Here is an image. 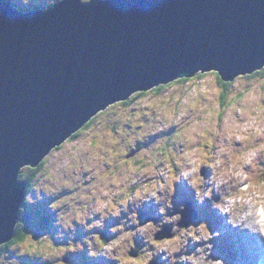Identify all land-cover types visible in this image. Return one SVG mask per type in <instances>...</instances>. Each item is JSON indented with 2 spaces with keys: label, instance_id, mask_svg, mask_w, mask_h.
<instances>
[{
  "label": "water",
  "instance_id": "1",
  "mask_svg": "<svg viewBox=\"0 0 264 264\" xmlns=\"http://www.w3.org/2000/svg\"><path fill=\"white\" fill-rule=\"evenodd\" d=\"M263 67L264 0H61L26 13L0 2V247L26 199L22 168L98 112L179 78ZM182 213L181 227L197 217Z\"/></svg>",
  "mask_w": 264,
  "mask_h": 264
},
{
  "label": "rangeland",
  "instance_id": "2",
  "mask_svg": "<svg viewBox=\"0 0 264 264\" xmlns=\"http://www.w3.org/2000/svg\"><path fill=\"white\" fill-rule=\"evenodd\" d=\"M16 1L22 8V0ZM47 3L48 0H31L28 7L47 9ZM218 78L215 72H210L152 89L143 95L135 94L137 97L134 95L128 104H118L105 111L90 129H85L76 138L73 135V139L49 157L39 173L27 196L28 206L21 212L28 231L26 240L13 245L10 250L0 248V264H154L156 260L159 264H169L168 260L156 257V251L166 255L165 250L175 244L181 230L201 222L206 223L210 239L192 243L188 238L187 245L181 240L179 255H196V248L200 246L209 253L206 258L211 261L219 260L215 259L219 249L222 258L232 259L233 244L224 236L232 230L233 241L237 237L243 240L245 228L232 227L228 221L229 228H224V223L219 222L221 214L212 208L209 200L197 205L201 215L194 223L185 228L177 225L181 219L178 210L183 202L196 203V190L208 187L210 176L232 167V160L243 167L251 182L257 173H264V149L260 148L264 135L256 133V129L264 131V73L236 78L227 95L226 106L222 98L224 88ZM99 140L118 143L115 153H122L124 158L123 162L119 161L118 176L113 180L95 175L85 162L95 159L90 149ZM140 144H145L144 149L128 161L123 154ZM249 156L251 162L244 164L243 159ZM217 159L223 163L213 167ZM197 165V172L187 178L182 176ZM111 168L115 169L114 166ZM202 168L206 172L204 175H200ZM22 173L27 174V168ZM197 175L200 182L192 184ZM112 185L116 187L110 191ZM129 186L132 190H128ZM153 191L155 197L151 196ZM106 194L109 198L104 200ZM48 196H51V202ZM115 196L119 197L117 203L112 201ZM218 199L219 195L214 193L212 200ZM151 203L156 206L155 210L150 209ZM162 206L165 207L163 215L159 213ZM54 210L58 212V221L50 223ZM143 210L148 217L149 214L157 216L173 225L170 232L173 237L155 238L154 232L162 230V226L157 227L155 220L147 218L141 222L139 216ZM42 214L49 220L45 223L48 231L40 226ZM165 216L169 218L168 222ZM172 216H179V219L173 221ZM148 223L153 224V229L141 233L139 229ZM107 226L111 231L103 245V238L99 236L105 235ZM99 229L102 230L98 234ZM136 229L140 236L135 233ZM79 231L90 234L79 235ZM137 239L144 247L140 244L139 256L132 257L128 250L136 247L133 240L140 243ZM90 250L96 251L97 255L90 257ZM172 254L169 255L174 257L175 253ZM35 256H38V262L27 263L29 257ZM223 264H229V261H223Z\"/></svg>",
  "mask_w": 264,
  "mask_h": 264
},
{
  "label": "clouds",
  "instance_id": "3",
  "mask_svg": "<svg viewBox=\"0 0 264 264\" xmlns=\"http://www.w3.org/2000/svg\"><path fill=\"white\" fill-rule=\"evenodd\" d=\"M15 1H13V0H0L1 3L10 2L13 6H15L17 9H19L23 13L30 12L32 10L40 8V7H37V8L36 7H34V8L28 7L31 4V0H22V4L19 2L21 5H23L22 8L18 7L16 5ZM60 1L61 0H58V1L57 0H48V3H47L48 8L47 9L40 8V9L41 10H48L50 7H52L53 5H56V3L60 2ZM91 2H92V0H80V3L84 4V5H88ZM210 72H215L218 75V77H220L224 82L232 83L236 78H238L240 76H246V75L257 76L259 74H263L264 73V67L262 69L254 71L253 73L241 74V75L237 76L232 81L231 80L225 81L222 78L219 71L212 70V71H208L206 73H210ZM257 72H258V74H257ZM206 73H198V75L199 74H205L206 75ZM194 77H196V76H194ZM194 77L179 78V79H176L175 81H172V82L167 83V84L159 85V86L154 87L152 89L159 88L160 86L165 87V85H171L172 83H175L181 79L190 80V79H193ZM188 80H186V81H188ZM152 89H150V90H152ZM150 90L143 91V93L141 95H143L144 93H147ZM135 94H137V95L140 94V91L134 93L128 100L118 101L114 104H111L109 107H107V109L98 112L95 116H93L90 119V121H88L79 130H77L73 133L74 138H76L85 129L86 130L90 129L91 126L93 125L94 121L96 120V118L99 115L104 114L105 111L112 109L113 107L117 106L118 104H122V105L128 104ZM135 97H137V96L135 95ZM256 133L258 135H264V131H262L261 129H256ZM71 139H73V138L69 137L61 145L53 148L51 150V152L42 160V162L38 166L34 167L31 165H26L22 168L21 173H20V180L27 182V194H26V199H25L24 205H23L22 210H21L22 213L24 211V208H26V206H28L27 196L32 191V190L29 191L28 181L25 179H22V177H23L22 171L25 168H27V173H28L29 168H32V169L38 168L37 173H36L37 174L36 178L34 179L36 181L39 173L42 172L43 168L47 165V163H48L47 161H48L49 157L54 152L61 150L63 148V145L66 144ZM149 140H151V142H153L152 139H149ZM149 140H148V142H149ZM144 145L145 144L137 145V147L132 148V150H129L128 152H126L123 155H125L126 159L129 161V160L135 158L144 149V147H145ZM118 148H119L118 143L110 142L107 140H99L98 143L96 145H94V147H91V149H90V154H93V157L95 159L90 160V161H85V162L89 166V169L93 173H95V175L96 174L100 175L103 179H106V180H113L116 176H118L117 170L119 169V164H120L119 161L123 162V159H124V158H122V153H118V152L115 153V150H117ZM260 148L264 149V143H262L260 145ZM254 154H255V152H253V155ZM146 161H149L148 158H146ZM250 162H251L250 156L243 159L244 164H248ZM222 163L223 162L221 160L217 159L215 161V164L213 165V167L220 166ZM117 165H118V167H117ZM162 165H165V164H162ZM113 166L115 167V169L111 168ZM130 166H131V164H130ZM197 168H198V165H197V167H192V168L188 169L187 171L182 173V176L185 178L191 176L192 173L197 172ZM202 169H203V171H202V173H200V175H204L206 173L204 171V168H202ZM176 179L179 180L180 177H176ZM245 181H248V182L246 183ZM199 182L200 181H199L198 175L196 176V178L194 180L191 181L192 184H197ZM252 182H251L250 177L247 175V173L244 172L243 167L240 164H238L236 160H232V167L223 169L222 171L215 173L212 177H210V179L208 181V185H209L208 187L203 188V189L198 188L196 190V192H195V196H196V200H197V201L195 200L196 203H193L191 200H186L185 203L183 202V206H182L183 208L181 207L178 210V213L181 214V219L179 220V222L183 218L182 211H186L188 213V210L193 208L194 211L199 215L192 222V223H194L201 215L200 209L198 208L197 205L199 203L203 204L205 199H207L211 203V206L213 209L217 210L221 215H226L228 223L233 225V227L243 226V228L247 229L248 231L253 232V233H257L262 238H264V173H262V172L257 173L255 175V177L253 178ZM168 183L171 184V180H169ZM185 183L187 184V182H185ZM34 184H35V182L33 183V185ZM181 184L183 185V182ZM181 184H178V185H181ZM116 185L119 186L120 184H116ZM135 185L138 186L139 184L137 183ZM221 185L224 186L223 189L221 188ZM174 186H176L175 183H174ZM114 187H116V186L112 185L110 191ZM32 188H33V186H32ZM128 190H132L130 188V186L128 187ZM175 190H177V189H175ZM183 193L185 194V192H183ZM214 193L219 195L220 199L212 200ZM151 196L155 197L156 192L155 191L151 192ZM48 197L50 199L49 202H51V200H52L51 196H48ZM108 198H109V195H107V194L103 197L104 200H107ZM118 200H119V197H116V196L112 199V201L115 203H117ZM150 206L155 210L156 206H154L153 203H151ZM168 208L169 209L171 208V204L168 205ZM22 213L20 214L19 222L22 220V217H24V216H22ZM55 213L57 215V217H56V222H57L58 221V212L54 210V214ZM159 213L161 215H163L165 213V207H163V206L160 207ZM45 216H46L45 214H42L41 219H40V226H41V223L43 221H49L48 219L45 220ZM114 217L117 218L116 215ZM145 218H147V220H149V221L155 220L153 218L148 217L147 213L140 212L139 220L142 222L143 219H145ZM178 219H179V216H172L171 217V220H173V221L178 220ZM24 221H25V219H24ZM165 221L166 222L169 221V218L166 216H165ZM19 222H18V224H19ZM49 222L54 223L52 221H49ZM146 222H148V221H146ZM155 222H157V221L155 220ZM179 222L177 224L178 226H179ZM112 223H113V221H112ZM192 223H190V224H192ZM18 224H17V226H18ZM162 224H164V225H158L157 224V227L162 226V230H159V231L156 230L154 232L155 238H159L158 234L160 232H164V231H167V234H165V233L162 234L161 238H163L164 236L170 237V238L173 237V233H172V235L170 234V232L173 231V225H171L169 223H165V222H162ZM189 225H187L185 227H188ZM17 226H16V229H17ZM51 227H52V225H51ZM153 227H154L153 224L148 223V224H145L142 228H140L139 231L141 233H144V232H147L149 229H153ZM179 227L185 228V227H181V226H179ZM48 229L46 231H48ZM101 230L102 229H99L98 232H96V233H98V234L101 233ZM16 233H17V230L15 231V236H16ZM216 235H219V233H216ZM15 236H14V238H15ZM99 237L103 238V245H104V242L106 241L107 238H105V235L99 236ZM161 238H159V239H161ZM188 238H191L192 243H195L196 241H200V240L208 241L210 239V233H209L208 227L206 226V223L201 222L198 225L189 226L187 229L181 230L180 235L176 238L175 244H173V246L169 249V254L180 252V249L182 247L181 240H183V245H187L189 242ZM137 241H138V239H137ZM10 242H8V243H10ZM133 242H134L133 246L136 245V247H134L130 251L128 250V254L132 257H138L140 254L141 245H142V247H144V246H143V244H141L140 241H138L140 243H136L134 240H133ZM259 242L260 241L258 239H256V243H259ZM169 243H172V242H169ZM3 245H5V244H3ZM2 246L0 247L1 249H2ZM138 248H140L138 251V255L137 256L131 255V252L135 251ZM209 251H210V246H209ZM219 251H220L219 254L221 255L222 254L221 249H219ZM196 253H197L196 255L181 254L178 257H173L171 255L162 256L161 259L162 260H168L169 264H205V258L208 256L209 253L205 252L204 248L200 247V246H198L196 248ZM219 254H217L215 256V259H219L215 262V264H221V256ZM88 255L90 257H92V256H96L97 253H96V251L90 250L88 252ZM35 257H38V256H35ZM148 258L151 259V256H149ZM257 262L261 263L262 260L257 257L256 260L254 262H252V264H255ZM27 263H28V261H27ZM91 264H94V263H91ZM154 264H159V263L156 260V262ZM207 264H212V262L207 261Z\"/></svg>",
  "mask_w": 264,
  "mask_h": 264
},
{
  "label": "bare ground",
  "instance_id": "4",
  "mask_svg": "<svg viewBox=\"0 0 264 264\" xmlns=\"http://www.w3.org/2000/svg\"><path fill=\"white\" fill-rule=\"evenodd\" d=\"M16 2H18V1H16ZM196 76H198V74L196 75ZM140 93L142 94L143 93V91H140ZM70 137H72L73 138V134L70 136ZM262 171V170H261ZM210 177H212V176H210ZM134 187H135V185H134ZM181 196V195H180ZM75 198H77V197H75ZM177 207H175V210H177L176 209ZM150 209L152 210V208H151V206H150ZM147 210H149V207H147ZM208 211V210H207ZM142 212H144V213H147L146 211H142ZM52 217H53V222H55L56 221V217H55V214H52ZM149 217L150 218H153V219H155L156 221H157V224L158 225H162V222L163 221H161L160 219H158V217L156 216V217H154V216H151L150 214H149ZM218 217V216H217ZM223 219V220H222ZM50 220V219H49ZM124 220V219H123ZM221 220V221H220ZM225 220V221H224ZM50 221H52V220H50ZM226 221H227V218H226V215H224V216H222L221 215V217L219 218V222H223L224 223V228L226 227V228H229L228 227V223H226ZM139 226H140V224H138ZM222 226V227H223ZM222 227H220V229H219V231L221 230V228ZM232 227H233V225H232ZM109 231H111V229H110V227L109 226H107V227H105V229H104V232H105V238H108V233H109ZM137 232V229H136V231H135V233ZM87 233H88V231H86L85 233H83L82 231H79V235L80 234H82V235H87ZM88 234H90V233H88ZM141 234L139 233V232H137V236H140ZM222 236H224L223 234H222ZM224 237H226V238H228L229 240H228V242L230 241V244H233V247H232V249L234 250V252H233V254H232V259H228V258H222V256H221V264H223V261H229V264H251L252 262H254L255 260H256V258H257V256H255V255H253V254H256L259 250H260V248L258 247V245L256 244V239H258L263 245H264V238H262L259 234H257V233H253V232H250V231H248L247 229H245V233H244V236H243V240H241V239H239L238 237H237V239L236 240H232V237H234V234H233V232H232V230H230L229 231V233L226 235V236H224ZM143 238V237H142ZM144 239V238H143ZM204 244V243H203ZM161 251V250H160ZM163 251V250H162ZM166 251V255H160L159 254V252L158 251H156V257H158V258H160V257H162V256H168L169 255V250H165ZM253 253H252V252ZM180 253L178 252V254H176L175 253V255H174V257H178V256H180L179 255ZM171 255H173L172 253H171ZM236 256L237 257H239L238 259H236ZM263 258V257H262ZM161 259V258H160ZM162 260V259H161ZM207 261H211L210 259H208V258H206L205 259V264H207ZM217 260H213V261H211L212 262V264H215V262H216ZM100 262V261H99ZM167 262H169V261H167ZM262 263H264V259H262ZM255 264H261L260 262L258 263H255Z\"/></svg>",
  "mask_w": 264,
  "mask_h": 264
},
{
  "label": "trees",
  "instance_id": "5",
  "mask_svg": "<svg viewBox=\"0 0 264 264\" xmlns=\"http://www.w3.org/2000/svg\"><path fill=\"white\" fill-rule=\"evenodd\" d=\"M257 74H258V72H257ZM201 76H205V74H199L198 76H196V77H201ZM251 76H255V75H251ZM186 80H188V79H181V80H179V81H186ZM219 81H220V83L223 85V94H222V98H223V101H224V104H225V102H226V98H227V95H229V91H230V88H231V85H232V83H227V82H224L220 77H219ZM161 87H163V86H160L159 88H161ZM158 88V89H159ZM141 94V93H140ZM225 106H226V104H225ZM224 105H223V110H225L224 109V107H225ZM38 169V168H37ZM37 169L36 168H34V169H32V168H29V170H28V173L27 174H25V175H23V177H22V179H25V180H27L28 181V183H29V191H31L32 190V186H33V183L35 182V178H36V173H37ZM50 215V214H49ZM24 217H22V220L19 222V224H18V226H17V233H16V236H15V238L10 242V243H7V244H5V245H3L2 246V248H3V251L4 250H6V249H8V250H10V248L13 246V245H15V244H19V243H22V242H24L25 240H26V237H27V234H28V231H27V227L25 226L26 224H25V222H24ZM50 220H52L53 221V217H52V215H50V218H49ZM45 223H46V221H43L42 223H41V226L43 227V228H46V230L48 229L47 228V226L45 225ZM37 260V262L39 261L38 260V258L37 257H35V259L33 258V257H31V258H29L27 261H28V263L29 262H35Z\"/></svg>",
  "mask_w": 264,
  "mask_h": 264
}]
</instances>
